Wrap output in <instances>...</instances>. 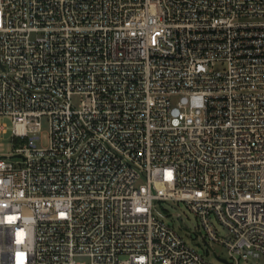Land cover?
I'll return each instance as SVG.
<instances>
[{
    "label": "built area",
    "instance_id": "obj_1",
    "mask_svg": "<svg viewBox=\"0 0 264 264\" xmlns=\"http://www.w3.org/2000/svg\"><path fill=\"white\" fill-rule=\"evenodd\" d=\"M7 131L0 264L264 259V0H0Z\"/></svg>",
    "mask_w": 264,
    "mask_h": 264
},
{
    "label": "rangeland",
    "instance_id": "obj_2",
    "mask_svg": "<svg viewBox=\"0 0 264 264\" xmlns=\"http://www.w3.org/2000/svg\"><path fill=\"white\" fill-rule=\"evenodd\" d=\"M2 121L9 124L8 119ZM48 123L45 118L41 119V145L47 143ZM19 142L18 139L13 141L10 138V133H0V154L9 155L12 152L13 146ZM158 210L163 214L165 222L171 224L179 234H181L187 242H189L197 252H199L206 260L215 264L234 263V260L227 254L226 249L216 242L202 239L204 230L199 224L198 219L192 211L180 200H161L157 204ZM210 222L216 232L221 236H226L225 228L213 217H210ZM218 257L226 259L228 263L218 260ZM237 264H264L262 257H248L246 259L238 258Z\"/></svg>",
    "mask_w": 264,
    "mask_h": 264
},
{
    "label": "water",
    "instance_id": "obj_3",
    "mask_svg": "<svg viewBox=\"0 0 264 264\" xmlns=\"http://www.w3.org/2000/svg\"><path fill=\"white\" fill-rule=\"evenodd\" d=\"M220 259L224 261V259H222V258H220Z\"/></svg>",
    "mask_w": 264,
    "mask_h": 264
}]
</instances>
